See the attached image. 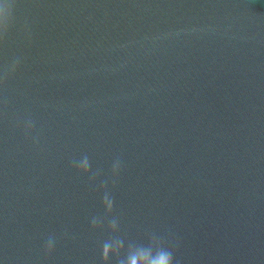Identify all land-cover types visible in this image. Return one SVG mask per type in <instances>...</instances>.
Listing matches in <instances>:
<instances>
[{"label":"water","instance_id":"95a60500","mask_svg":"<svg viewBox=\"0 0 264 264\" xmlns=\"http://www.w3.org/2000/svg\"><path fill=\"white\" fill-rule=\"evenodd\" d=\"M137 249L264 264V0H0V264Z\"/></svg>","mask_w":264,"mask_h":264},{"label":"clouds","instance_id":"9594fccd","mask_svg":"<svg viewBox=\"0 0 264 264\" xmlns=\"http://www.w3.org/2000/svg\"><path fill=\"white\" fill-rule=\"evenodd\" d=\"M111 249V244L105 243L103 245L102 251L107 253ZM122 249L117 248L116 255H119V252ZM145 259L147 264H175L173 254L171 252L161 253L158 257H150L149 254L143 249H137L135 251H130L128 253L126 264H139L141 259ZM119 264H124L123 261L119 262Z\"/></svg>","mask_w":264,"mask_h":264}]
</instances>
